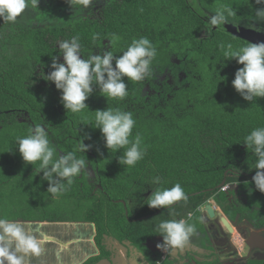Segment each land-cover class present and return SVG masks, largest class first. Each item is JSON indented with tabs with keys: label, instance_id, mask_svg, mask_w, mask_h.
<instances>
[{
	"label": "trees",
	"instance_id": "obj_1",
	"mask_svg": "<svg viewBox=\"0 0 264 264\" xmlns=\"http://www.w3.org/2000/svg\"><path fill=\"white\" fill-rule=\"evenodd\" d=\"M224 6L236 16L224 26H213L211 17ZM260 7L264 5L255 0H91L87 7L72 8L66 0H40L34 9L28 0L15 24L0 20V175L10 176L11 159L21 157L17 139L43 125L58 154L77 151L82 138L91 145L86 153L77 151L87 161L82 179L65 183L60 196L70 195L77 205L94 200L89 220L97 224L100 238L108 233L119 240L144 241L160 222L176 217L194 225L196 233L193 219L199 218L204 229L199 209L211 199L232 220L241 215L257 222L264 217V193L252 181L256 158L242 142L264 127V98L251 103L234 90L231 81L242 65L225 60L224 50L229 43L234 50L249 44L239 37L242 28L264 29V21L255 17ZM73 37H79L85 58L103 48L122 55L133 39L147 37L157 50L153 74L140 82L125 77L128 96L122 101L107 100L95 88L85 101L89 109L66 112L61 93L43 78L52 70V56L60 62L59 43ZM107 107L129 111L136 120L130 139L139 133L146 154L134 167L118 162L126 148L107 150L99 129L91 126L94 111ZM33 169H39V162ZM93 176L103 185L99 196L88 182ZM157 176L160 181L153 183ZM223 181L240 185L249 204L231 205L219 188ZM177 183L186 200L159 209L145 204L153 190ZM36 187L48 192L47 181ZM2 194L0 205L8 209L12 195Z\"/></svg>",
	"mask_w": 264,
	"mask_h": 264
},
{
	"label": "clouds",
	"instance_id": "obj_2",
	"mask_svg": "<svg viewBox=\"0 0 264 264\" xmlns=\"http://www.w3.org/2000/svg\"><path fill=\"white\" fill-rule=\"evenodd\" d=\"M40 0H31L32 8H38ZM74 8L76 5L87 7L91 0H66ZM256 5H264V0H255ZM28 7V0H0V20L3 23L15 24L18 18ZM236 12L229 7H221L211 17L213 26L230 23V18ZM258 21H264V7L255 9ZM255 31H264L251 26ZM95 39V37H94ZM221 49L225 46L220 45ZM58 56H52L49 66L52 70L43 78L55 85L61 93L60 102L66 112L78 113L89 109L85 101L98 88L100 95L116 100H124L128 96L127 80L140 82L153 74L152 63L157 55V50L147 37L133 39L122 55H115L111 50L101 49L100 53L92 51L85 58L81 51L79 37L65 40L58 45ZM83 57V58H82ZM225 60L235 59L242 65L231 81L234 90L241 98L248 102L264 98V42L251 43L247 46L233 49L232 44H227L224 50ZM94 129H99L107 150L119 151L125 149L123 156L118 159L119 164L134 167L146 154L142 147L143 138L139 133L130 139L136 120L129 111L120 108L107 107L104 110H95ZM90 138V137H87ZM77 151L86 153L91 145L83 142ZM247 150L255 156V175L252 181L257 190L264 193V127H259L244 137L242 142ZM18 151L26 164L34 165L39 162L37 174L42 172L43 181L48 182L47 191L57 198L64 190L65 183L71 185L73 179L86 171L87 161L77 155V151L57 153L49 140V133L43 125L29 129V134L18 138L16 141ZM160 177H155L153 183H158ZM187 196L182 186L177 183L171 188L153 190L147 197V206L153 209L168 208L174 203L186 200ZM91 204H95L91 208ZM88 214L95 210L97 204L92 200L88 202ZM91 209V210H90ZM95 212V211H94ZM158 234L163 242L157 248L164 253L169 250L181 249L188 242L195 227L185 219L165 220L157 225ZM44 241L18 220H9L0 217V264H28L31 257H40L44 252Z\"/></svg>",
	"mask_w": 264,
	"mask_h": 264
},
{
	"label": "crops",
	"instance_id": "obj_3",
	"mask_svg": "<svg viewBox=\"0 0 264 264\" xmlns=\"http://www.w3.org/2000/svg\"><path fill=\"white\" fill-rule=\"evenodd\" d=\"M14 166L12 174L1 180L3 184L2 192L6 193L9 199V195H12L10 199L12 204L8 207V209H11L9 210L10 217L8 215L9 218H2L21 221L32 234L44 241V252L42 255L40 257H31L28 264H84V262L85 264H102V262L111 258L108 249H106L107 251L104 249L106 246L100 244L102 238L108 240L110 236L104 234L103 237L100 238V236H98V231L95 229L96 223L91 220V223H81L82 221L89 220L90 215L85 216V218H80L75 212L76 218H73L65 215L68 211L62 213L58 210V207L66 208L65 204H71L75 207V211L85 212V208L88 209L86 205L81 203L74 206L72 198L70 197V199H68L70 195L66 193L65 195H59L57 198H54L51 193L45 192V189L41 191L40 188L32 186L37 174L35 170L31 173L33 165L21 161L20 167L17 168L18 165ZM40 175H42V173H40ZM40 177L41 176H37V179L40 180ZM59 197L66 198V201H62V204L65 203L63 206L62 204H58ZM68 208L69 205L66 209ZM0 209H4V207L0 205ZM219 211L221 212L220 209ZM34 212L38 213V218L35 217V219H32ZM202 219L205 220L206 216H203ZM157 235H159L158 231L147 235V237L151 240L152 237ZM235 235L238 236V233H235ZM98 237L99 241L97 240ZM95 239L97 244L94 243ZM129 240L133 241L131 238H129ZM154 242L155 241H152V243ZM107 243L112 244L111 241ZM232 244L238 247L237 254L240 260H237L236 263L250 264L252 257L249 255V250L246 248L244 242L240 243L239 241H235L232 242ZM229 246L228 244L227 246L224 244V247L223 245H218L215 246L214 250L218 251L222 248L229 249ZM116 248H118L120 252H124L120 245ZM100 249L101 252L99 253ZM95 251L98 252L95 253ZM125 253L126 252H124V254ZM98 257L99 261L96 260ZM93 259L95 260L94 263ZM223 259H225L224 256ZM118 261H120L119 263L121 264L124 262V264H127L128 262L126 255H123L122 259H118ZM133 264H137V262L135 261Z\"/></svg>",
	"mask_w": 264,
	"mask_h": 264
},
{
	"label": "flooded vegetation",
	"instance_id": "obj_4",
	"mask_svg": "<svg viewBox=\"0 0 264 264\" xmlns=\"http://www.w3.org/2000/svg\"><path fill=\"white\" fill-rule=\"evenodd\" d=\"M11 112V111H8ZM24 121L23 119H21ZM21 161H23L22 157H14L11 159V165H18V167L21 166ZM15 166H13L14 169ZM89 167V166H88ZM87 169V168H86ZM35 169L31 170V173L34 172ZM37 170V169H36ZM35 170V171H36ZM37 172V171H36ZM227 174V173H226ZM37 176H42L40 173L36 174V178L32 183V186L38 185L40 183V180L37 179ZM92 176V175H91ZM94 177V176H93ZM39 178V177H38ZM78 178L82 179L81 175H78ZM4 179V176L1 174L0 175V197H2V183L1 180ZM29 179V178H28ZM88 182L90 184H93L94 191L93 195H98L97 191L102 189V184L99 183V180L97 177H94V180L91 181L88 179ZM225 182V184L222 186V184ZM29 183V181H28ZM223 183L219 186L222 192L227 193L228 195V200L231 205H236L238 207L240 206H246L249 204L250 200L248 199L247 192H245L243 189H241L240 185L235 184V185H226V181H223ZM30 184V183H29ZM38 188V187H37ZM226 188V190L223 191V189ZM3 198V197H2ZM66 198L59 197L58 198V204H62V201H66ZM70 199V196L69 198ZM131 201V199H130ZM213 201V203H212ZM74 201L72 200V203ZM88 203V201H87ZM65 204V203H63ZM62 204V206H63ZM74 204V203H73ZM207 204H211L215 208V213L216 217L214 219H210V217L206 214H204V206ZM69 205V208L66 209ZM206 205H204L203 210L200 208V212L203 216H206V219L203 220L204 222V232L198 231L197 233H192L188 242L186 245L181 248L180 250H169L167 252H163L160 249L157 248V244H160L163 242L160 238H162L161 235H157L152 237L150 240L147 236L145 237L144 241H131L129 238L126 240H121L125 241L131 244L130 251H132L133 257L137 259V264H237V260H240L238 257L237 251L238 247L234 246L232 242L239 241L240 243H243L244 241L242 240L243 237H246V242L250 241L252 234L254 232H262V238L264 239V225L260 226V222H263L262 219L264 217L261 215L259 216V219L257 222L254 220H251V218H246L242 217L239 215V218H236L235 220L231 219V216L226 213V211L218 204V202L214 199L208 200ZM65 207H58L59 212L64 213L65 211H68L67 216H71L73 218H76L75 212L80 216V218H85V216L89 215L88 210L85 212H77L75 211V207H73L71 204H65ZM64 208V209H62ZM221 210V212L219 211ZM252 209H258L257 206H252ZM129 214V213H128ZM224 215L231 223L233 224L234 233H229L228 230L223 226L222 222L220 221V216ZM35 217L38 218V213H35L32 215V219H35ZM192 217V214H189V218ZM81 223H91L90 220H85L82 221ZM236 225V226H235ZM224 229H223V227ZM94 229V228H93ZM96 231H98V236H99V228L96 224L95 226ZM238 229H240V232L238 233V236L235 235L237 233ZM220 233H224L227 235L228 239H223L219 236ZM106 234V233H105ZM109 237L110 240H106L104 238L101 239L100 244H104L106 247L104 248L105 250L108 249V251H112V258L115 260L114 264H121L119 263L118 259H122L124 252H120L118 248H116L118 245L117 243L115 244L111 239H118L115 237L113 234H106ZM149 235V234H147ZM235 235V236H234ZM157 237V239H156ZM163 239V238H162ZM99 241V237L97 238ZM119 240V239H118ZM256 239L253 237L252 242H254ZM108 241H111L112 244L107 243ZM152 241H155L152 243ZM149 242V243H148ZM94 243L97 244L96 239L94 240ZM151 243V245H150ZM263 243V242H262ZM149 244V246H148ZM224 244L230 245L229 249H219L218 251H215L214 248L215 246L218 245H223ZM245 244V242H244ZM246 245V244H245ZM147 246L149 248H147ZM111 247V248H110ZM246 248L249 250V255H251L252 260L250 261V264H264V246L263 247H255V248H250L249 246L246 245ZM107 251V250H106ZM98 251H95L97 253ZM101 252V249L99 253ZM123 254V255H122ZM143 254V256L141 255ZM223 256L225 259H223ZM233 256V257H230ZM101 257V256H99ZM99 257L98 260L99 261ZM103 259V258H102ZM127 259V258H126ZM90 260V259H89ZM92 260V259H91ZM117 261V263H116ZM129 262V260L127 259ZM95 260L93 259V263ZM127 262V264H128ZM125 263V262H124ZM123 263V264H124ZM85 264V262H84Z\"/></svg>",
	"mask_w": 264,
	"mask_h": 264
},
{
	"label": "water",
	"instance_id": "obj_5",
	"mask_svg": "<svg viewBox=\"0 0 264 264\" xmlns=\"http://www.w3.org/2000/svg\"><path fill=\"white\" fill-rule=\"evenodd\" d=\"M239 37L251 42V43H260V42H264V33L262 32H258L252 29H245L242 28L239 32ZM225 184V182L222 184V186ZM176 205V204H174ZM173 205V206H174ZM203 210V208H201ZM204 214L208 215L210 217V219H214L216 217V213H215V208L214 206H212L211 204H207L206 206H204ZM220 221L222 222L223 226L228 230L229 233H234V227L233 224L231 223V221H229L224 215L220 216ZM222 226V227H223ZM236 226V225H235ZM223 227V228H224ZM240 232V229H238L237 233ZM262 232H254L252 234V237L250 239V241L246 242V237H243V240L245 242V244L247 246H249L250 248H255V247H263L264 246V239L262 238ZM219 236L223 239H228L227 235L224 233H220ZM253 237L256 239L254 242H252ZM108 238V237H107ZM161 240H163L162 238H160ZM115 244L117 243L118 245H120L126 255V258L129 260L128 264H133V262H137L136 257L134 258L132 255V251H130L131 244L128 242L121 241L115 238L111 239ZM263 242V243H262ZM147 248H149L147 246ZM180 250V249H177ZM111 254V258H108L107 260H105L104 262H102V264H114L115 260L112 258V251H108ZM143 256V254H141ZM117 262V261H116ZM138 263V262H137Z\"/></svg>",
	"mask_w": 264,
	"mask_h": 264
},
{
	"label": "rangeland",
	"instance_id": "obj_6",
	"mask_svg": "<svg viewBox=\"0 0 264 264\" xmlns=\"http://www.w3.org/2000/svg\"><path fill=\"white\" fill-rule=\"evenodd\" d=\"M60 62H63V58H62V56H61V58H60ZM64 153L63 152H61V154L60 155H63ZM66 187L67 186H65V190L63 191V192H66ZM224 190H226V188H224L223 189V191ZM149 196V195H148ZM87 201L88 200H82V204H84V205H86V207L87 208H90V206L88 205V203H87ZM74 203V206L76 205V202L74 201L73 202ZM95 206V204H91V208H93ZM132 207V206H131ZM9 210H11V209H7V208H4V209H0V217H6V218H8V215L10 216V214H9ZM132 218H135V216H131ZM175 219H177V217L175 218ZM199 218L198 219H193V221L194 222H196V224H198V226H197V230H196V233L198 232V231H200V232H204V230L205 229H202V228H199ZM157 227V226H156ZM153 228H155V227H153ZM156 231H157V229H155ZM154 231V230H153ZM153 231H152V233H153ZM194 233V232H193ZM108 240H110V239H108ZM230 257H233V256H230Z\"/></svg>",
	"mask_w": 264,
	"mask_h": 264
}]
</instances>
